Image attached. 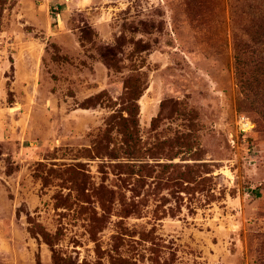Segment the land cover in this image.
<instances>
[{"label": "rangeland", "instance_id": "obj_1", "mask_svg": "<svg viewBox=\"0 0 264 264\" xmlns=\"http://www.w3.org/2000/svg\"><path fill=\"white\" fill-rule=\"evenodd\" d=\"M263 16L264 0H0V264H54L44 233L62 264H264V121L236 59Z\"/></svg>", "mask_w": 264, "mask_h": 264}, {"label": "trees", "instance_id": "obj_2", "mask_svg": "<svg viewBox=\"0 0 264 264\" xmlns=\"http://www.w3.org/2000/svg\"><path fill=\"white\" fill-rule=\"evenodd\" d=\"M248 34L251 43H241L237 45V64L240 83L243 87V97L240 104L243 108L247 105L256 107L258 114L264 121V64L257 60L252 54V48L258 45L264 39V16L251 19L248 25ZM250 52V54H248ZM140 77L136 80L129 79L127 89H130V103H128L127 111L129 117H134L138 114V101L143 96L142 84ZM88 102V101H87ZM84 108H91L86 102ZM123 120H126L123 118ZM254 123V122H253ZM255 125V124H254ZM34 235L33 231H30ZM46 243L52 248L54 264H62L61 258L56 254L53 247V238L50 234H42ZM38 264H41L39 261Z\"/></svg>", "mask_w": 264, "mask_h": 264}, {"label": "built area", "instance_id": "obj_3", "mask_svg": "<svg viewBox=\"0 0 264 264\" xmlns=\"http://www.w3.org/2000/svg\"><path fill=\"white\" fill-rule=\"evenodd\" d=\"M237 125L239 127V130L242 133H248V132L252 131L254 128L253 122L248 117H246L245 115H241L239 117Z\"/></svg>", "mask_w": 264, "mask_h": 264}]
</instances>
